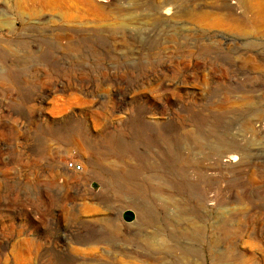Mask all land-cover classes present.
Listing matches in <instances>:
<instances>
[{
	"label": "rangeland",
	"instance_id": "rangeland-1",
	"mask_svg": "<svg viewBox=\"0 0 264 264\" xmlns=\"http://www.w3.org/2000/svg\"><path fill=\"white\" fill-rule=\"evenodd\" d=\"M78 4L0 0V264H264V0Z\"/></svg>",
	"mask_w": 264,
	"mask_h": 264
},
{
	"label": "bare ground",
	"instance_id": "bare-ground-1",
	"mask_svg": "<svg viewBox=\"0 0 264 264\" xmlns=\"http://www.w3.org/2000/svg\"><path fill=\"white\" fill-rule=\"evenodd\" d=\"M28 1H30L31 4H35L40 9V14H39L40 18H38L37 21L32 22V23H29V21L27 20L24 21L25 23H27V25L29 24V26H31V32L35 33V34H32L33 38L31 42L42 41L44 30L45 32H47L46 30H49L50 32L54 33L55 35L54 39H56L57 41L59 42L62 40L66 41L68 39L69 32H73V30H77V29H74V27L84 28V26L87 25V23H85V21L83 20L85 19L87 15L78 11V9H76L77 17L74 20H70L64 16L61 17V16L54 14L55 12L53 11L56 10V5H55L56 0H28ZM77 1L79 2L78 4L79 6L81 4H87L89 6V9H88L89 11H92V9L95 8V5L101 6L106 2V0H77ZM172 9L173 7L163 6L157 10V15L161 18L165 16L167 17L170 14V10ZM178 11H179V8L176 7V11L174 15H172V18L176 19L177 17L181 15L180 12L178 13ZM260 12L264 14V9L260 8ZM46 13H49V14H46ZM46 15H49V16H46ZM229 15L231 16L232 14L229 13ZM263 23H264V19H263ZM55 24H59L60 26H62L61 24H63V26H67V27L66 28L62 27V29L60 28L56 29ZM47 28H50V29H47ZM66 30H69V31H66ZM30 36L31 35L27 34L25 37H27L28 39H31ZM234 161H235V158L230 157L224 161L223 165L229 166Z\"/></svg>",
	"mask_w": 264,
	"mask_h": 264
},
{
	"label": "built area",
	"instance_id": "built-area-1",
	"mask_svg": "<svg viewBox=\"0 0 264 264\" xmlns=\"http://www.w3.org/2000/svg\"><path fill=\"white\" fill-rule=\"evenodd\" d=\"M64 168L65 170L71 171V172L81 171V165L75 161H66L64 164Z\"/></svg>",
	"mask_w": 264,
	"mask_h": 264
},
{
	"label": "crops",
	"instance_id": "crops-1",
	"mask_svg": "<svg viewBox=\"0 0 264 264\" xmlns=\"http://www.w3.org/2000/svg\"><path fill=\"white\" fill-rule=\"evenodd\" d=\"M134 212L131 209H126L121 214V221L127 223L133 217Z\"/></svg>",
	"mask_w": 264,
	"mask_h": 264
}]
</instances>
